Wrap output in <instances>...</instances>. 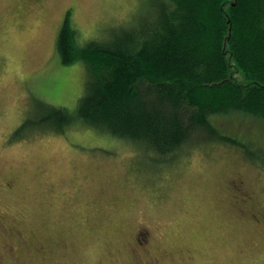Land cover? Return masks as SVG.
<instances>
[{"label": "rangeland", "instance_id": "374dc122", "mask_svg": "<svg viewBox=\"0 0 264 264\" xmlns=\"http://www.w3.org/2000/svg\"><path fill=\"white\" fill-rule=\"evenodd\" d=\"M146 6L0 0V264H264L260 157L216 143L154 163L136 144L81 123L63 134L31 130L46 109L72 110L84 92V65L63 66L56 52L65 16L83 44L105 41ZM219 124L264 152L259 127ZM236 179L261 203V225L248 206L233 209Z\"/></svg>", "mask_w": 264, "mask_h": 264}, {"label": "trees", "instance_id": "16d2710c", "mask_svg": "<svg viewBox=\"0 0 264 264\" xmlns=\"http://www.w3.org/2000/svg\"><path fill=\"white\" fill-rule=\"evenodd\" d=\"M110 31L105 41L79 44L65 16L56 52L63 66L84 65V92L72 110L46 109L32 132L63 134L81 123L136 144L154 163L216 143L264 160L219 124L252 123L264 140V0H147Z\"/></svg>", "mask_w": 264, "mask_h": 264}, {"label": "flooded vegetation", "instance_id": "af4514ba", "mask_svg": "<svg viewBox=\"0 0 264 264\" xmlns=\"http://www.w3.org/2000/svg\"><path fill=\"white\" fill-rule=\"evenodd\" d=\"M230 186L234 190L233 191L234 200H233V205H232L233 209L236 211V209H238L239 207H240L239 209H241L242 207L248 206L249 209L251 208V212L247 213L248 218H250L255 224L261 225L262 212L259 210L260 209L259 206L261 207V203L259 201H256V199L252 198L253 196L251 195L247 196L248 194H246V191L244 190V187H243L244 186L243 180L241 179L233 180L230 182ZM143 243H146V242L145 241L139 242L140 245ZM144 253L148 254L149 252L145 249Z\"/></svg>", "mask_w": 264, "mask_h": 264}]
</instances>
